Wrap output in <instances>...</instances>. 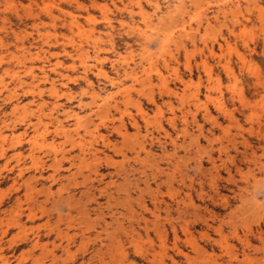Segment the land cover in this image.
<instances>
[{
    "label": "clouds",
    "instance_id": "1",
    "mask_svg": "<svg viewBox=\"0 0 264 264\" xmlns=\"http://www.w3.org/2000/svg\"><path fill=\"white\" fill-rule=\"evenodd\" d=\"M111 2L115 6L117 0ZM132 3L139 9V19L132 21L131 27L121 22V28L127 29L123 35L132 37L125 49H131L138 58L135 72L141 78L146 73L156 78L155 89L165 73L178 79L181 68L188 72L193 67L196 53H187L184 29L178 25L179 12L184 9L190 12L194 5L191 0H132ZM195 7L201 11L211 7L224 9V27L228 28V36L235 38L231 43L223 41L234 49L220 57L230 76L225 90L232 94L241 110L227 108L221 93L222 108L217 112L229 123L221 129V135L210 133L209 138L202 130L204 125L196 121L197 113L202 112L205 123L219 127L218 117L213 116L208 107L183 112L177 118L175 112L182 108L170 110L169 105H160L161 121L166 119L165 111L173 113L166 119L167 127L162 123L140 124L139 114L118 108L116 113L123 111L127 119L114 113L118 122L109 125L103 136L96 129L80 136L81 147L87 151L83 154L66 151L64 170L44 174L37 177L35 183L30 182L31 198L29 187L25 186L28 180L25 173L30 172L32 166H21L15 155L5 158V153L0 151V160H3L0 173L16 169L19 180V184L14 180L8 191L0 190V200L5 198V193L8 196L9 192L23 189V199L17 197L20 215L39 223L53 222V233L49 237L52 242L41 247L35 238L21 232L10 216H0V264H221L222 257H227L224 264H264V144L251 148L247 142L248 137L257 136L264 141V67L252 58L259 43L264 41V0H216L215 3L209 0ZM13 9H16V0H0V13ZM126 9L127 5L117 11ZM194 41L195 37L193 48L196 47ZM148 49H151L150 54ZM205 49L207 45L200 49L199 55H203ZM221 50L223 52V45ZM207 56L215 58V53L207 50ZM233 56L261 90L252 102L244 96L239 77L230 66ZM201 62L196 67L200 68ZM117 77L128 79L119 71ZM139 83L137 80V85ZM117 86L120 85L114 84ZM244 109L248 110L246 116ZM177 119L184 125L179 130L175 124ZM129 122H132L130 129L121 126ZM193 124L196 127L189 131ZM114 127L127 135L113 134ZM93 133H96L94 137ZM234 136H240L242 141L241 148L235 151V145L229 148ZM201 139L206 143L201 144ZM205 161L208 174L215 180V202L211 207L216 215L207 217L206 229L201 230L197 225L199 232L188 219L174 228L168 226L170 223L162 213L153 210L151 202L145 199L151 188L148 178L167 169L170 187L164 196L190 209L203 203L197 200L198 194L208 192L205 184L201 193L199 183ZM152 184H155L154 179ZM144 209L138 227H127L126 222ZM161 221H165L163 229L159 227ZM31 235L43 238L44 232Z\"/></svg>",
    "mask_w": 264,
    "mask_h": 264
},
{
    "label": "rangeland",
    "instance_id": "2",
    "mask_svg": "<svg viewBox=\"0 0 264 264\" xmlns=\"http://www.w3.org/2000/svg\"><path fill=\"white\" fill-rule=\"evenodd\" d=\"M191 2L194 6L190 12L188 9L179 12L181 21L178 27L184 29L187 39L184 48L187 53H196L193 67L188 72L181 68L178 79L170 78L165 73L160 78V86L155 89L158 82L156 78L151 73H146L141 78L135 72L138 58L133 56L131 49H125L132 37L123 35L127 29L121 28V22L128 23L131 27L132 21L139 19V9L134 7L132 0H124L123 3L117 0L115 6L111 0H16V9L0 13V151L5 153V158L10 159L15 155L21 166H32L31 171L25 173V177H28L25 186L29 187V198L33 190L30 182L35 183L37 177L65 169L66 151L70 149L73 153L80 154L87 151L81 147L83 142L80 136L92 129L103 136L109 125L118 122L116 115L127 119L123 111L116 113L118 108H127L129 113L134 111L139 114L141 118L137 119L140 124L156 126L162 123L167 127L166 119L173 113L165 111L166 119L161 121L160 105H169L170 110L182 108L175 112L177 118L183 112L208 107L212 115L218 117L219 127L213 128L205 123L202 112L197 113L196 121L204 125L202 130L205 136L211 138L210 133L222 134L221 129L229 121L217 112L222 108L219 95L223 93V103L227 108L241 110L232 94L225 90L230 76L228 68L223 66L225 62L220 60L225 53L234 51L223 41L229 40L231 43L235 38L228 36V28L224 27L223 8L211 7L208 11H201L195 5H204L209 0ZM210 2L215 3L216 0ZM125 5V11H117ZM186 12H189L187 17ZM229 27H232L231 24ZM193 37L195 48L192 47ZM205 45L207 49L203 55H199L200 49ZM207 50L215 53V58L207 56ZM147 52L150 54L151 49ZM252 58L264 67V41L259 43ZM180 59L182 61V55ZM198 62H201L200 68L196 67ZM230 66L239 77V87L243 89L246 99L254 101L261 91L254 79L240 68L235 56L232 57ZM117 71L121 76L127 75L128 79H119ZM137 80L140 81L139 85ZM114 84L120 86L114 87ZM93 94L96 99L92 98ZM242 111L246 116L248 110ZM188 119L191 120L192 117ZM241 123H244L243 117ZM175 124L177 130L184 126L180 119ZM121 126L130 129L132 122ZM244 126L247 127L246 124ZM195 127L196 125H191L189 131ZM95 134L93 133V137ZM113 134L127 135L126 132L120 133L116 127L113 128ZM247 142L251 148L264 144L258 136L248 137ZM200 143L204 144L206 141L201 139ZM241 144V137L234 136L229 148L235 145L233 151L239 150ZM0 164H3V160H0ZM16 171L14 169L10 173H0V190L8 191L14 180L19 184ZM166 172L167 169L148 178L151 188L145 199L151 202L153 210L162 213L165 221L170 223L168 226L174 228L176 224L188 219L197 232L206 229L207 217L216 215L211 207L215 202V180L208 174L207 162L200 170L202 179L199 183L201 193L205 184L208 192L198 194L197 200H202L203 203H197L190 209L164 196V192L170 187ZM153 179L155 184H152ZM22 192L23 189L9 192L8 196L5 193V198L0 200V216H10L21 232L35 238L41 247H46L52 242L49 237L53 233V222L44 220L39 223L29 220L27 215H20ZM144 211L146 209L126 222V226L138 227ZM165 221L160 222L161 229L165 227ZM39 231L44 232L43 238L31 235ZM215 251L219 253L218 248ZM226 259L227 257H222L221 264Z\"/></svg>",
    "mask_w": 264,
    "mask_h": 264
},
{
    "label": "bare ground",
    "instance_id": "3",
    "mask_svg": "<svg viewBox=\"0 0 264 264\" xmlns=\"http://www.w3.org/2000/svg\"><path fill=\"white\" fill-rule=\"evenodd\" d=\"M128 64V63H127ZM97 66V65H96ZM41 68H43L42 66H40ZM31 70H33V69H31ZM133 70V69H132ZM42 71V70H41ZM99 72H100V70H99ZM105 74V73H104ZM39 76V75H38ZM31 79V78H30ZM50 79V78H49ZM52 83V82H51ZM88 90V89H87ZM17 92V91H16ZM54 92L55 93H57L58 91H57V89H55L54 88ZM91 93H92V91H91ZM94 93H96V92H94ZM106 94V93H105ZM97 95H98V93H97ZM101 96V95H100ZM96 97V95L95 94H93V96H92V98H95ZM110 97V96H109ZM99 98V97H98ZM112 98V97H111ZM96 99V98H95ZM105 99V98H104ZM103 99V100H104ZM101 102H102V100H101ZM108 102V101H107ZM110 102V101H109ZM107 105V104H106ZM103 107V106H102ZM104 108V107H103ZM75 115H77V114H75ZM78 116V115H77ZM82 122V121H81Z\"/></svg>",
    "mask_w": 264,
    "mask_h": 264
}]
</instances>
